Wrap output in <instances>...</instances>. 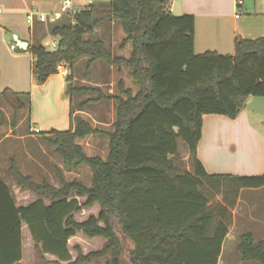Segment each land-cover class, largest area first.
I'll return each mask as SVG.
<instances>
[{"label":"trees","instance_id":"obj_1","mask_svg":"<svg viewBox=\"0 0 264 264\" xmlns=\"http://www.w3.org/2000/svg\"><path fill=\"white\" fill-rule=\"evenodd\" d=\"M108 11L126 35L121 49L132 46L129 58L115 56L103 41L86 39L99 20L85 9L50 25L56 51L41 44L30 47L35 81L43 85L58 74L60 64L72 70L88 58V69L102 62L128 70L138 91L123 81L118 96L72 88L78 94H100L83 102L82 111L98 101L117 104L113 131L95 128L80 116L73 121L72 109L74 128L35 134L68 168L89 167L92 185L67 181L61 172L59 186L39 184L13 162L9 172L16 185L38 199L18 207L11 188L0 179V264L23 260L24 223L40 257L56 258L51 264H218L239 193L263 189L264 175H209L197 155L203 117L236 119L250 97L264 98V36L237 39L233 55H197L194 16L174 15L169 0H110ZM0 99L16 113H30V93L5 89ZM6 124L0 110V128ZM94 135L109 139L106 159L89 156L79 143ZM221 189L232 202L222 208L215 225L207 193ZM78 198L86 201L81 204ZM95 205L101 208L98 217L76 220V214ZM78 234L107 242L88 255L76 247L78 258L73 260L69 241ZM237 251L244 263L264 264V239L256 242L252 233L241 236Z\"/></svg>","mask_w":264,"mask_h":264},{"label":"crops","instance_id":"obj_2","mask_svg":"<svg viewBox=\"0 0 264 264\" xmlns=\"http://www.w3.org/2000/svg\"><path fill=\"white\" fill-rule=\"evenodd\" d=\"M83 1L82 10H92L95 19L99 20L92 35V38H95L94 41L100 40L107 45V37L110 36L112 30L118 29L123 42L126 35L121 26L108 18L109 2L93 4V1L91 3ZM170 5H172L170 10L174 15L194 16V51L197 55L206 52L233 55L237 39L251 40L264 36V4L260 6L255 0H246V3L244 1L241 7L237 6L236 0H172ZM245 5L248 6V14L245 15L242 11L239 14V10ZM60 8L61 0H0V93L5 89H11L16 93L31 94L33 108L28 114V120L30 126L32 123L34 125L31 127L33 133L34 129L40 130L41 133H47L51 130L64 132L74 128L71 114L75 106L72 97L68 95L69 83L65 77L56 74L51 76L45 84L38 85L33 74L34 57L29 52L31 46L41 44L40 39L43 34L51 35V31L50 25L40 23L37 16L32 24L28 23V15L31 13L53 14ZM99 13L102 15H98ZM106 35L107 37H105ZM15 38L28 43L29 48L22 50L23 52H18L17 49L13 50L12 46L17 47ZM115 43L114 41L113 45H116ZM121 44L118 55L115 54L114 46L109 48L107 45V47L115 56L129 58L132 51L131 44H128L124 50L121 49ZM129 46L131 50L125 54V50L127 52L130 49ZM85 59L88 63L89 59ZM101 65L112 76L115 70L118 74L126 72L132 81L128 70L108 67L102 62L93 64L90 70L98 72L102 69ZM121 81L124 82L123 78ZM108 82H111L112 86L115 83L114 79H109ZM102 83L93 84L92 88L100 90V87L103 86ZM52 104L56 105L55 109L51 108ZM85 111L86 109L82 111L80 108H75L73 121L76 116L88 115ZM20 126L21 124L12 132L18 130ZM262 127H264V98L250 97L236 119L220 115L204 116L202 139L198 145L197 155L207 173L239 177L263 176L264 131ZM29 137L34 138V134L30 136L23 133L16 137L6 135L0 140V179L11 188L18 207H26L35 202L37 198L31 193L28 205L21 203L19 196L22 190L16 185L9 172L11 167L9 163L14 159L11 155L12 142L10 141L12 139L26 140ZM89 140L85 139L82 143L85 142L88 147ZM22 193L30 192L22 191ZM238 210V212H233L235 219L237 214L245 212V208L240 205ZM27 229L28 226L24 223L22 229L23 260L19 264L24 263ZM231 237L232 234L229 232L224 241L218 264L222 262L224 250L226 251L225 246ZM27 243L34 245L30 231L27 234Z\"/></svg>","mask_w":264,"mask_h":264},{"label":"rangeland","instance_id":"obj_3","mask_svg":"<svg viewBox=\"0 0 264 264\" xmlns=\"http://www.w3.org/2000/svg\"><path fill=\"white\" fill-rule=\"evenodd\" d=\"M92 1L93 4H95L107 3L110 0ZM244 1L246 3V0ZM255 1L260 6L264 4V0ZM83 4V0H75L76 9L82 10L81 6ZM246 5L239 10V14L241 11L244 12L245 15L248 14V6ZM100 14L102 15V13H99L98 15ZM92 37L93 36H86V39L94 40L95 38ZM105 37H107V35ZM56 40L57 39L50 34H43L40 42L47 51H56V49L52 47V42ZM107 41L108 47L111 48L114 46L115 54L118 55L120 53L119 46L122 42L119 30H112L110 36L107 37ZM114 41L116 42V45H113ZM129 48L130 49H128L127 52L125 50V54H128V52H130L131 47L129 46ZM17 51L23 52L21 49H17ZM82 60H80L72 70L67 67L69 69L68 77L71 78V81L68 85V95L72 97L76 109H79L80 105L89 99L96 100L100 96V94L96 92L78 94L77 92L72 91V88H92L93 84L103 82V86L100 87V92L103 95H119V83L121 78H123L125 87L132 88L135 92H137L138 88L132 84V81L130 80L126 72H124L123 74H118L115 70V73L112 76L110 73H107V70L102 65V69H100L98 72H94L90 70L91 68H87V59L84 58ZM109 79H114L115 83L113 84V86L110 85L111 82H108ZM30 107L32 110V96ZM51 108L55 109L56 105L54 106V104H52ZM75 108L73 111L74 113ZM116 109L117 105L113 101H98L96 103H92L87 107L85 113H87L88 115L84 114L79 116L84 118L85 120H88L93 127L99 128L106 132H112L113 124L116 121ZM0 110L3 111L7 119V124L4 127L0 128V140L3 139L6 135H12L16 137L17 135L23 133L30 136L34 134L33 132H31V127H34V125L32 123V125L30 126L27 111L16 113L2 99H0ZM20 124V128L12 132V130H15ZM262 130L264 131V127H262ZM88 139H90L88 142V147H86L85 142H79L84 147L85 152L89 156H101L106 159L109 154V139L105 135H94L92 137H89ZM10 142H12L11 155L14 159H12V162L9 163V166H12V163L14 162L24 175L31 176L36 183L42 184L44 182H48L54 186H59L57 173L61 172L65 176L67 181L78 180L88 187L92 185V172L89 167L83 166L78 169L68 168L64 164L63 159L55 153L54 148L48 145L40 135L34 134V138L29 137L26 140L12 139V141ZM5 166H7V164H5ZM22 191H20L21 194L19 196L21 203L28 205L32 194L22 193ZM207 194H209L210 208L215 211L214 223L215 225H217L221 221L218 218L219 213L221 212L223 207H230L232 197L231 195L226 194L224 189H221L219 193L208 192ZM78 200L81 204H83L86 201V198H78ZM239 201V205L245 208V212L237 214L236 219L234 218V214H232V216L230 217L231 225L229 228V232L232 234V237L229 239L225 246L226 251L224 250L221 264H257L244 263L237 251V246L240 242L241 236L245 233H252L256 242L264 239V188L259 190H241L236 207L235 209H233V212L239 211ZM100 212V206L95 205L92 208L84 209L82 212L76 214L75 218L77 221L83 222L89 219L91 216L98 217L100 215ZM26 232L25 256L23 264H51V262L56 261V258L51 255H45L44 259H42L38 252L35 250L34 245L32 243H27V234L29 233L28 229L26 230ZM106 242L107 241L102 238L89 239L82 234H78L76 237L72 238L69 241V251L72 254L73 260H76L78 258V254L75 250L76 247H79L84 255H88L92 252L101 251L104 248ZM105 263L106 260L95 262L92 264Z\"/></svg>","mask_w":264,"mask_h":264},{"label":"built area","instance_id":"obj_4","mask_svg":"<svg viewBox=\"0 0 264 264\" xmlns=\"http://www.w3.org/2000/svg\"><path fill=\"white\" fill-rule=\"evenodd\" d=\"M88 3H91L92 0H85ZM237 6L241 7L244 4V0H236ZM171 3L172 0H169ZM81 10L76 9L75 0H61V8L58 12L53 14H29L28 15V23L32 24L34 22L35 16H37V19L40 23L48 24V25H55L58 24L65 16H74L75 14L79 13ZM52 47L54 49H57L58 43L57 41H54L52 43ZM12 49L15 50L17 47L14 45L12 46ZM68 66L64 63L60 64L58 66V74L67 78L69 76ZM34 134L41 133L40 130L34 129Z\"/></svg>","mask_w":264,"mask_h":264},{"label":"water","instance_id":"obj_5","mask_svg":"<svg viewBox=\"0 0 264 264\" xmlns=\"http://www.w3.org/2000/svg\"><path fill=\"white\" fill-rule=\"evenodd\" d=\"M15 43L17 44V48H19L21 50H27L29 48L28 43L21 42L17 38H15Z\"/></svg>","mask_w":264,"mask_h":264}]
</instances>
